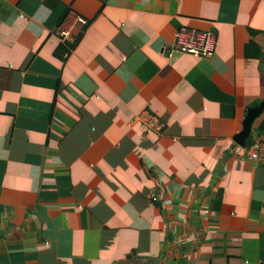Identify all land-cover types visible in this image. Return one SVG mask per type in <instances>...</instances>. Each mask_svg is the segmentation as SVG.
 <instances>
[{
    "label": "crops",
    "instance_id": "0c3cea01",
    "mask_svg": "<svg viewBox=\"0 0 264 264\" xmlns=\"http://www.w3.org/2000/svg\"><path fill=\"white\" fill-rule=\"evenodd\" d=\"M263 100L264 0H0V264H264Z\"/></svg>",
    "mask_w": 264,
    "mask_h": 264
},
{
    "label": "built area",
    "instance_id": "2783aa9c",
    "mask_svg": "<svg viewBox=\"0 0 264 264\" xmlns=\"http://www.w3.org/2000/svg\"><path fill=\"white\" fill-rule=\"evenodd\" d=\"M87 20L81 16L76 17L78 27L85 26ZM213 33L203 32L189 27H182L176 32L174 42L167 47L168 55L173 57L175 53H184L197 57H212L215 52V42ZM145 125L149 129L161 131L164 124L159 122L149 113L143 114ZM249 158L254 161L264 163V137L259 139L256 145L249 151Z\"/></svg>",
    "mask_w": 264,
    "mask_h": 264
},
{
    "label": "water",
    "instance_id": "95a60500",
    "mask_svg": "<svg viewBox=\"0 0 264 264\" xmlns=\"http://www.w3.org/2000/svg\"><path fill=\"white\" fill-rule=\"evenodd\" d=\"M264 109V100L256 107H250L248 114L244 121L243 130L235 136L240 144H244L245 139L249 136L252 129V121L262 112Z\"/></svg>",
    "mask_w": 264,
    "mask_h": 264
},
{
    "label": "rangeland",
    "instance_id": "374dc122",
    "mask_svg": "<svg viewBox=\"0 0 264 264\" xmlns=\"http://www.w3.org/2000/svg\"><path fill=\"white\" fill-rule=\"evenodd\" d=\"M163 124V123H162ZM157 132V131H156ZM160 131H158L157 133H159Z\"/></svg>",
    "mask_w": 264,
    "mask_h": 264
},
{
    "label": "clouds",
    "instance_id": "9594fccd",
    "mask_svg": "<svg viewBox=\"0 0 264 264\" xmlns=\"http://www.w3.org/2000/svg\"><path fill=\"white\" fill-rule=\"evenodd\" d=\"M149 129V128H148Z\"/></svg>",
    "mask_w": 264,
    "mask_h": 264
}]
</instances>
